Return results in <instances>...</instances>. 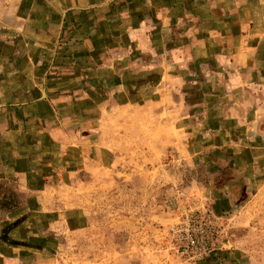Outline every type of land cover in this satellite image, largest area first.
Returning <instances> with one entry per match:
<instances>
[{
  "label": "rangeland",
  "instance_id": "1",
  "mask_svg": "<svg viewBox=\"0 0 264 264\" xmlns=\"http://www.w3.org/2000/svg\"><path fill=\"white\" fill-rule=\"evenodd\" d=\"M152 58L173 65L170 57L156 61L158 55L143 52V63ZM165 68L142 71L134 87L121 91L79 88L95 102L80 92L69 104L76 116L58 130L62 141L41 169L49 179L46 213L27 211L16 179L0 180L3 228L24 217L14 233L22 241H14L45 247L55 264H189L173 255L168 235L187 199L219 218L218 264H264V139L256 134L262 131L242 130L252 119L217 130L214 115L231 97L246 104L247 88L233 87L231 95L226 72L213 85L198 69ZM137 90L131 101L118 102L121 92ZM104 94L113 100L103 102ZM12 194L17 205L6 210L2 202ZM51 222L58 226H46Z\"/></svg>",
  "mask_w": 264,
  "mask_h": 264
},
{
  "label": "crops",
  "instance_id": "2",
  "mask_svg": "<svg viewBox=\"0 0 264 264\" xmlns=\"http://www.w3.org/2000/svg\"><path fill=\"white\" fill-rule=\"evenodd\" d=\"M144 51L173 65L143 63ZM175 65L198 69L213 85L226 72L231 95L233 87H246V104L221 102L217 130L252 119L242 130L262 131L256 134L264 139V0H0V180L16 179L27 211L46 213L49 179L41 169L62 141L58 130L76 116L69 104L80 92L95 102L79 88L121 91L134 87L142 71ZM140 92L116 98L126 104ZM106 96L103 102L113 100ZM3 226L0 264H55L45 247L4 242ZM18 228L10 239L22 241Z\"/></svg>",
  "mask_w": 264,
  "mask_h": 264
},
{
  "label": "built area",
  "instance_id": "3",
  "mask_svg": "<svg viewBox=\"0 0 264 264\" xmlns=\"http://www.w3.org/2000/svg\"><path fill=\"white\" fill-rule=\"evenodd\" d=\"M185 201L178 221L168 228L173 255L197 264L217 252L222 237L219 218L201 202Z\"/></svg>",
  "mask_w": 264,
  "mask_h": 264
},
{
  "label": "trees",
  "instance_id": "4",
  "mask_svg": "<svg viewBox=\"0 0 264 264\" xmlns=\"http://www.w3.org/2000/svg\"><path fill=\"white\" fill-rule=\"evenodd\" d=\"M17 194H12L11 198L4 200L2 202V206L8 210L11 209L13 207H15L17 205V202L15 200ZM24 220L23 218H20L19 220H17L16 222H14L13 224H9L6 227L3 228L2 233H1V239L9 244L12 245H25V244H20L12 239H10L8 237V233L11 229H13L14 227H16L19 223H21ZM201 264H218L217 262V256L214 254H211L210 256H208L207 258H205Z\"/></svg>",
  "mask_w": 264,
  "mask_h": 264
}]
</instances>
